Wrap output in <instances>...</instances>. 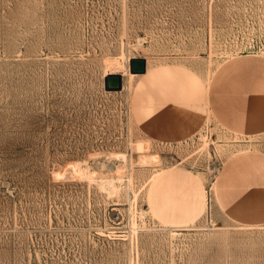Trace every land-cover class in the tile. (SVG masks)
<instances>
[{
	"label": "rangeland",
	"instance_id": "1",
	"mask_svg": "<svg viewBox=\"0 0 264 264\" xmlns=\"http://www.w3.org/2000/svg\"><path fill=\"white\" fill-rule=\"evenodd\" d=\"M0 264H264V0H0Z\"/></svg>",
	"mask_w": 264,
	"mask_h": 264
},
{
	"label": "crops",
	"instance_id": "2",
	"mask_svg": "<svg viewBox=\"0 0 264 264\" xmlns=\"http://www.w3.org/2000/svg\"><path fill=\"white\" fill-rule=\"evenodd\" d=\"M178 176L179 174H175L174 171L160 173L152 182L149 194L155 216L165 223L177 226L194 221L202 211L201 185L194 181L190 175L181 174V183L184 187L176 189L174 186L173 189V184L178 181ZM229 191L222 192L221 201L223 200L226 208L232 212L231 214L240 218L241 210L244 209L243 203L235 197L231 200L233 191Z\"/></svg>",
	"mask_w": 264,
	"mask_h": 264
},
{
	"label": "water",
	"instance_id": "3",
	"mask_svg": "<svg viewBox=\"0 0 264 264\" xmlns=\"http://www.w3.org/2000/svg\"><path fill=\"white\" fill-rule=\"evenodd\" d=\"M146 72V60L141 58H135L130 61V73L134 75L143 74ZM109 82L115 83L117 86L115 89H120L122 86V77L119 74L109 75L106 78V86L109 89ZM114 90V89H110Z\"/></svg>",
	"mask_w": 264,
	"mask_h": 264
},
{
	"label": "bare ground",
	"instance_id": "4",
	"mask_svg": "<svg viewBox=\"0 0 264 264\" xmlns=\"http://www.w3.org/2000/svg\"><path fill=\"white\" fill-rule=\"evenodd\" d=\"M115 61V60H114ZM113 61V63H111V66L110 67H112V73H116V74H119V75H121L120 73L122 72V64H120L119 62H114ZM111 75H113V74H111ZM122 76V75H121ZM107 77H109V75L107 76ZM106 77V78H107ZM109 89H115L116 88V84L115 83H113V82H109ZM106 89L108 90V88H107V86H106Z\"/></svg>",
	"mask_w": 264,
	"mask_h": 264
}]
</instances>
